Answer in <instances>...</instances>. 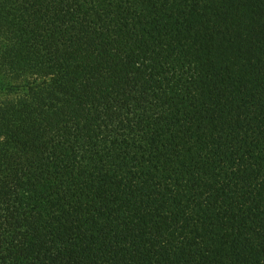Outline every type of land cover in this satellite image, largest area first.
Masks as SVG:
<instances>
[{"label":"trees","instance_id":"obj_1","mask_svg":"<svg viewBox=\"0 0 264 264\" xmlns=\"http://www.w3.org/2000/svg\"><path fill=\"white\" fill-rule=\"evenodd\" d=\"M0 264H264V0H0Z\"/></svg>","mask_w":264,"mask_h":264}]
</instances>
